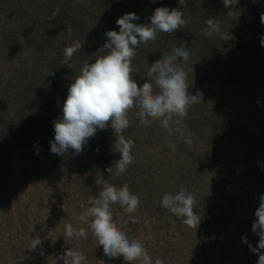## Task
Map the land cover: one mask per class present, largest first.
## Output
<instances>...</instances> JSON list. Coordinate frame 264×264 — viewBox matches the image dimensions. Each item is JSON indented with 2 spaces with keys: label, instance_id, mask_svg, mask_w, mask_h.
<instances>
[{
  "label": "rangeland",
  "instance_id": "obj_1",
  "mask_svg": "<svg viewBox=\"0 0 264 264\" xmlns=\"http://www.w3.org/2000/svg\"><path fill=\"white\" fill-rule=\"evenodd\" d=\"M0 0V264H63L67 248L82 251L87 264H125L123 257H106L102 246L79 214L98 195L100 172L110 184L140 198L123 230L139 239L153 261L164 264H257L246 237L264 195V0H239L232 10L223 0ZM157 7L179 8L190 23L173 34L159 33L142 43L132 61L133 78L146 82L149 67L162 53L181 42L189 48L185 65L189 91H200L202 102L182 121L192 144L169 136L160 123L143 126L130 113L125 138L134 141V163L121 176L106 169L120 158L109 127L98 130L80 154L50 152L53 121L61 115L68 87L83 61L96 59L105 33L119 31L116 20L135 12L150 23ZM232 10L234 15L228 16ZM216 18L221 33L205 37V21ZM74 40L83 44L64 63L63 49ZM69 64L71 68H68ZM52 73V74H51ZM259 101V104H257ZM169 140L176 148L169 147ZM186 188L194 194L198 229L161 207L162 195ZM116 223L127 219L112 206ZM84 227L87 239L64 237L65 224ZM41 245L32 250V240ZM65 239V240H64ZM139 264V262H136Z\"/></svg>",
  "mask_w": 264,
  "mask_h": 264
},
{
  "label": "clouds",
  "instance_id": "obj_2",
  "mask_svg": "<svg viewBox=\"0 0 264 264\" xmlns=\"http://www.w3.org/2000/svg\"><path fill=\"white\" fill-rule=\"evenodd\" d=\"M79 2L83 3V0ZM238 3L239 0H223L224 7L232 10ZM179 4L187 6L186 0H179ZM232 10L227 12L228 16L234 15ZM139 19L135 12L123 14L116 20L119 31L105 33L107 40L97 50L94 62L83 61L79 75L68 87L61 115L53 121L51 153L65 156L69 149H73L78 155L98 130L110 127L115 136V152L120 154V158L113 161L106 171L110 175L121 176L134 163V141L123 134L132 122L130 113L134 109H137L135 116L141 125L148 126L158 121L169 136L192 144V134L186 126H182V121L193 105L202 102L203 94L197 91L193 95L189 91L185 65L190 60V52L185 47L186 42L173 48L171 54L162 53V58L149 67L146 82L142 85L138 86L132 76V61L142 43L156 40L161 32L176 33L184 29L190 20L179 8L168 7L155 8L148 24L133 23ZM260 21L264 24V14H261ZM205 24L206 27L201 30L205 37L221 33V25L216 18L207 19ZM221 38L227 41L232 37L221 33ZM260 44L264 47V36L260 37ZM82 47L78 40L66 46L63 49L64 63L68 64ZM68 68H71L70 64ZM168 143L170 148H176V142L169 140ZM95 184L99 188L98 195L89 197V206L79 214L78 221L81 225L87 224L97 245L102 246L104 255L113 259L123 257L125 264H164L160 258L153 261L143 243L130 238L123 230L129 221L138 222L134 213L141 203L139 196L130 191L128 184L119 188L110 184L100 172L96 173ZM117 204L127 215V219L119 225L112 211V206ZM195 204L194 194L186 188L175 194L165 192L160 201L161 207L182 218L184 225L198 229L201 217L194 211ZM255 217L251 231L259 238L257 245L253 247L246 237L241 239L258 256L257 264H264V195L259 197ZM64 237L87 239L88 230L68 223L64 226ZM41 244V239L36 237L32 240L31 249L35 250ZM59 259L63 260V264H87L86 255L72 247L67 248Z\"/></svg>",
  "mask_w": 264,
  "mask_h": 264
}]
</instances>
